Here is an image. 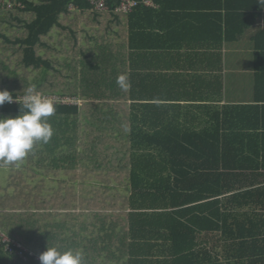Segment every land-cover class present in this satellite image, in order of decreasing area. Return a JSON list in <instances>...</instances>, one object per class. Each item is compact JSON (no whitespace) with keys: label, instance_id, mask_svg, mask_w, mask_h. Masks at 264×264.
<instances>
[{"label":"trees","instance_id":"16d2710c","mask_svg":"<svg viewBox=\"0 0 264 264\" xmlns=\"http://www.w3.org/2000/svg\"><path fill=\"white\" fill-rule=\"evenodd\" d=\"M135 1L124 13L117 11L121 0H105L104 10L94 0H0V90L21 103L32 85L42 96L57 98L48 118L50 141L35 144L26 156L28 167L11 178L12 194L0 190V229L38 257L48 245L79 253L81 264H264V183L241 180L251 167L237 165L235 156L245 152L230 148L243 143L238 130L252 117L251 107L216 112L215 133L132 136L128 92L154 84L140 83L145 78L136 68L126 73L123 66L125 24L132 31L134 18L161 13L170 1L184 4L198 23L206 22L204 16L216 20L219 45L240 40L263 17L264 4ZM251 41L261 64L264 26ZM257 72L264 77V66L257 65ZM122 74L131 85L127 91L116 83ZM19 109V103L6 102L0 117H15ZM144 144L160 151L141 149ZM156 158L169 161L168 179L148 180L131 166ZM22 171L32 173L31 180L59 185L56 195L42 198L44 182L31 188ZM0 264L41 263L0 248Z\"/></svg>","mask_w":264,"mask_h":264},{"label":"crops","instance_id":"0c3cea01","mask_svg":"<svg viewBox=\"0 0 264 264\" xmlns=\"http://www.w3.org/2000/svg\"><path fill=\"white\" fill-rule=\"evenodd\" d=\"M181 7V2L170 1L161 13L134 18L132 31L125 24L126 73L129 66H134L145 78L140 83L154 84L128 92L133 94L127 101L128 132L132 136L159 138L169 134L215 133L216 112L226 106H249L247 111L253 113L252 117L245 119L244 128L238 130L245 136L244 141L230 148L245 152L235 156L237 165L251 167L243 170L241 180L264 183V77L257 78V65L264 66V60L258 64L257 49L251 41L264 26V12L240 40L219 45V27L213 22L216 20L204 16L201 20L206 22L198 23V16ZM153 9L160 11L158 6ZM257 80L260 99L255 94ZM142 148L160 151L145 144ZM131 166L139 168L136 172L141 171L148 180L171 176L166 159L131 161Z\"/></svg>","mask_w":264,"mask_h":264},{"label":"clouds","instance_id":"9594fccd","mask_svg":"<svg viewBox=\"0 0 264 264\" xmlns=\"http://www.w3.org/2000/svg\"><path fill=\"white\" fill-rule=\"evenodd\" d=\"M264 4V0H258ZM117 85L127 91L130 88L127 75H119ZM20 104L19 114L15 117H0V161L16 164L32 151L35 144H47L54 134L48 118L54 115V101L44 98L35 85L27 88L22 103L8 90H0V106L6 102ZM41 264H81V255L71 250L61 253L54 247H48L40 254Z\"/></svg>","mask_w":264,"mask_h":264},{"label":"rangeland","instance_id":"374dc122","mask_svg":"<svg viewBox=\"0 0 264 264\" xmlns=\"http://www.w3.org/2000/svg\"><path fill=\"white\" fill-rule=\"evenodd\" d=\"M53 43L56 45V42L58 40V33L53 32L52 33ZM23 167H28L26 159L24 158L22 161L18 162V165L16 168H11L8 164L4 162V165H0V190L1 194H12L13 189L9 187V184L11 183V178L18 176V172L23 169ZM22 179H24L25 183H29V186L34 188L36 185H40L43 183L42 178H36L35 180H31L33 177V174L30 172L22 171ZM31 178V179H30ZM30 179V180H29ZM43 189H41V197L50 199L51 196L56 195V192L59 189V185L54 182H51L50 180H45L44 184L42 185ZM63 187V186H62ZM87 191H91L90 187L86 188ZM88 214L85 213V216ZM82 220L89 222L91 219L88 217L83 218Z\"/></svg>","mask_w":264,"mask_h":264},{"label":"built area","instance_id":"2783aa9c","mask_svg":"<svg viewBox=\"0 0 264 264\" xmlns=\"http://www.w3.org/2000/svg\"><path fill=\"white\" fill-rule=\"evenodd\" d=\"M105 0H94L95 8L98 10H104L105 9ZM137 2L135 0H121L119 7L117 8V11L128 13L130 12L135 6H137ZM146 5H150L151 3L149 1H145ZM10 7V5H9ZM44 98H49L53 101H55L57 98L52 97H46L42 96ZM72 102L70 100H65L63 102ZM0 248L3 249V251L9 255H14L16 258L21 259L23 261H27L29 258H33L36 261H39V257L30 249L24 247L20 243L16 242L15 240L10 239L1 229H0ZM41 263V262H40Z\"/></svg>","mask_w":264,"mask_h":264}]
</instances>
